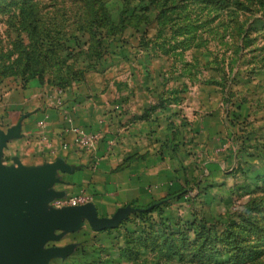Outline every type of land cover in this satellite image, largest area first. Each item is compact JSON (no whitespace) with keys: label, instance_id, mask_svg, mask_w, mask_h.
I'll return each instance as SVG.
<instances>
[{"label":"crops","instance_id":"1","mask_svg":"<svg viewBox=\"0 0 264 264\" xmlns=\"http://www.w3.org/2000/svg\"><path fill=\"white\" fill-rule=\"evenodd\" d=\"M132 35L105 36L102 54L90 61L81 57L67 82L33 76L6 92L0 129L16 124L19 129L4 145L0 163L37 173L42 165L61 161L67 169L56 168L61 180L52 188L90 193L101 215L125 204L143 209L155 202H164L170 218L207 212L211 201L221 202L244 179L236 170L240 164L248 160L256 167L252 160L258 158L264 169V154L248 147V142L264 144L263 97L237 86V112L244 122L232 130L216 77L198 69L186 76L183 70L198 64L190 59L171 78V53L145 45L138 32L132 41ZM79 127L99 134L94 147L74 144ZM54 198L40 202L38 212L53 206Z\"/></svg>","mask_w":264,"mask_h":264},{"label":"rangeland","instance_id":"2","mask_svg":"<svg viewBox=\"0 0 264 264\" xmlns=\"http://www.w3.org/2000/svg\"><path fill=\"white\" fill-rule=\"evenodd\" d=\"M93 8L105 18L97 35L113 28L110 20L118 19L120 11L127 18L122 30L133 35L141 32L139 41L171 53V78L181 73L183 63L191 59L198 64L183 70L186 76L200 71L209 78L216 77L223 85L224 96L230 91L237 101L240 92L236 88L245 85L252 96L261 94L264 104V0H0V99L33 76L60 82L74 74V65L81 57L90 61L81 49H91L96 43L89 30L93 32L95 28L87 18ZM118 25L120 28L121 23ZM200 61L206 65L199 69ZM238 127L242 129L241 124ZM248 145L251 152L260 150L264 154L263 143ZM252 161L259 166L258 158ZM247 163L248 160L242 165ZM232 189L221 202L211 201L202 214H221L225 218L229 212L259 203L258 197L264 195L247 192L245 187ZM260 203L262 207L254 217L264 233V199ZM131 215L135 218L134 213ZM128 225L135 223L130 221ZM109 231L95 230L86 220L78 231L63 232V238L45 241L44 246L73 245L68 253L52 257L48 264H94L93 259H103L109 250L118 257L117 242L124 240V228ZM247 233L256 240L255 231ZM163 264L217 263L208 259L200 263L185 257ZM245 264H264V253Z\"/></svg>","mask_w":264,"mask_h":264},{"label":"trees","instance_id":"3","mask_svg":"<svg viewBox=\"0 0 264 264\" xmlns=\"http://www.w3.org/2000/svg\"><path fill=\"white\" fill-rule=\"evenodd\" d=\"M102 7L105 8L103 5ZM117 16L118 19L110 20V25L113 26L111 30L97 35L99 24L104 22L105 18L97 9H92V14L87 18L91 26L95 28L93 32L91 28L89 30L96 43L90 46L91 49H81L89 55V59L98 58L102 54L105 36L125 31L121 28L126 26L125 19L127 18L120 11ZM114 21L117 23L114 24ZM118 23H121L120 28ZM77 72V69H73L74 74ZM74 74H70V77L66 76L67 78L63 77V81L60 82H67ZM225 101L230 125L243 124L244 119L237 112L239 103L233 99L232 92L229 91ZM236 170L241 172L244 178L241 183L235 185L236 190L245 187L247 192L264 194V169L253 167L250 164H240ZM258 199L259 203L262 202L264 195ZM259 203H250L242 210L229 212L225 218L221 214L210 217L196 211L188 217L171 216L170 218L164 214V202H155L150 207L134 212L135 218L130 215L114 228L118 230L124 228V240L117 242L118 257H114V251L109 250L106 257L95 258L92 263L163 264L171 259L182 261L188 257L189 260L200 263L208 259L217 264H245L258 259L264 253L263 228L254 217L258 208L262 207ZM130 221H133L135 225L132 227L128 225ZM109 230L112 228L100 231L110 232ZM248 231H255L258 234L256 240L250 237Z\"/></svg>","mask_w":264,"mask_h":264},{"label":"water","instance_id":"4","mask_svg":"<svg viewBox=\"0 0 264 264\" xmlns=\"http://www.w3.org/2000/svg\"><path fill=\"white\" fill-rule=\"evenodd\" d=\"M19 124L6 132L0 129V156L7 140L18 134ZM67 169L61 161L42 165L37 173L25 166H5L0 163V264H48L54 256H63L72 248L68 245L43 243L58 239L64 233L79 230L87 220L91 227L103 230L116 227L141 207L125 204L111 215H101L94 201L48 206L38 212V204L65 191L52 188L56 168Z\"/></svg>","mask_w":264,"mask_h":264},{"label":"built area","instance_id":"5","mask_svg":"<svg viewBox=\"0 0 264 264\" xmlns=\"http://www.w3.org/2000/svg\"><path fill=\"white\" fill-rule=\"evenodd\" d=\"M98 138L99 134L95 130L79 127L76 129L74 144L79 148H91L95 146ZM91 200L92 195L85 191L79 193H67L55 197L52 201V205L55 207H61L64 205L85 203Z\"/></svg>","mask_w":264,"mask_h":264}]
</instances>
